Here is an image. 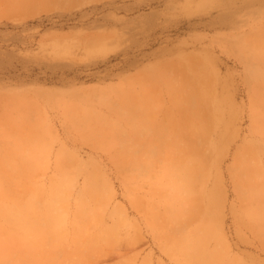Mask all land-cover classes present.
I'll use <instances>...</instances> for the list:
<instances>
[{
	"label": "rangeland",
	"instance_id": "374dc122",
	"mask_svg": "<svg viewBox=\"0 0 264 264\" xmlns=\"http://www.w3.org/2000/svg\"><path fill=\"white\" fill-rule=\"evenodd\" d=\"M188 117L201 137L180 138ZM0 122V154L17 141L25 158L3 183L39 202L57 184L60 213L26 218L34 230L0 217V264H200L177 247L204 220L223 264H264V0H0ZM196 140L204 220L181 216L161 175ZM152 154L153 175L137 174Z\"/></svg>",
	"mask_w": 264,
	"mask_h": 264
},
{
	"label": "bare ground",
	"instance_id": "6f19581e",
	"mask_svg": "<svg viewBox=\"0 0 264 264\" xmlns=\"http://www.w3.org/2000/svg\"><path fill=\"white\" fill-rule=\"evenodd\" d=\"M24 2L30 1V0H23ZM54 1V0H53ZM189 98L191 103L195 101L197 108V101L195 100V97L193 94L188 95L185 99L186 102L189 103ZM191 106V104H190ZM73 106L69 107V111H71ZM193 107V105L191 106ZM80 107L74 106L75 109H79ZM33 109V106H32ZM81 110H78L77 114L79 116L78 119L82 120L80 121L82 124V127H86L88 125V118H92L91 114L92 112L89 110V108H80ZM27 111V110H26ZM24 116H27V113L18 116L23 120L28 121V119ZM144 116L140 115L139 117V123H140V129L134 130V137L140 135L145 129H146V123L144 120ZM6 124L10 123L9 118L6 120ZM85 123H84V122ZM73 122H75L73 120ZM185 124H187L186 128L183 130V132L180 133V138L182 140L185 139V135L187 130L191 131L193 130V134H198L197 132L201 130L199 127H201V124L203 122L202 119L198 118H187L186 121H183ZM11 124V123H10ZM21 124L20 126L16 127H29L30 124ZM5 125V122H0V133L7 139H9V133L6 128H1ZM12 125V124H11ZM114 126V125H113ZM155 126V124H154ZM16 127H13L15 129H18ZM200 133L198 134L200 136ZM33 136V135H32ZM34 137V136H33ZM201 137V136H200ZM35 138V137H34ZM195 141L196 146H193L191 149H188L186 151V155L184 158L181 155L175 156V155H169L168 160H166V163H163L161 165V169H163V173H161L162 176H164L166 179L170 181L171 186L174 188L177 193L172 194V199L170 200L174 204H178V207L180 209V212L182 213L181 216H186L187 218H202L204 220L205 214L201 207L199 206L198 202L196 201L194 196L196 186L198 181H201L202 178L206 175L207 169L210 167V163L205 160L203 157L206 154V151H204L203 148ZM14 144H11V146L7 147L6 152L0 154V196L3 198H11L12 203L10 204H3L0 203V217L6 218L7 220H13L15 223H19V226L22 229H36L39 224L32 223L26 221V218H59L60 213L58 209L56 208V194H57V184H55L49 194L48 200H43L39 202V197L36 193L31 194L28 198H20L16 195L11 194V188L4 184L5 181L4 175L2 173L3 168L13 167L23 158V156L18 153V149L20 147V143L17 141H14ZM34 146L36 147H43V143L40 139H34L33 140ZM132 149V148H131ZM156 151V149L153 148H147ZM179 149V148H177ZM182 151V149H181ZM152 157H145L142 159H136L132 161L136 163L137 165V174L139 175H145V176H151L153 175V170H155V164L158 158H156L155 154L151 155ZM19 161V162H18ZM120 166H123L124 164H127L128 161L121 160L118 162ZM242 160H238L237 166L234 168L235 170H238L236 172L237 179H239V182H242L241 177L245 174L246 166H241ZM91 184L93 183V180L95 182L94 178L89 179ZM251 183H246L245 187L252 188ZM256 190V189H255ZM84 206V200L81 199L79 201L78 207L80 208L78 211V215H87L86 213H83L82 207ZM24 218V219H23ZM16 219V220H15ZM39 229H42L39 228ZM113 227L109 228V230H112ZM212 228L206 221L204 220L201 222L197 227L194 229L188 231L187 233L181 234L180 244H178L177 249L182 253L184 260L186 263H195L200 262V264H223L224 259L221 252L218 251H212L209 250L206 246V241L211 237ZM220 237V236H219ZM222 249V248H221ZM223 250V249H222ZM7 254L0 252V261L7 258Z\"/></svg>",
	"mask_w": 264,
	"mask_h": 264
}]
</instances>
